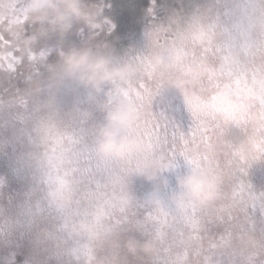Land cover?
<instances>
[{
  "label": "snow or ice",
  "instance_id": "6c2138e0",
  "mask_svg": "<svg viewBox=\"0 0 264 264\" xmlns=\"http://www.w3.org/2000/svg\"><path fill=\"white\" fill-rule=\"evenodd\" d=\"M96 7L103 15L98 0ZM261 11L258 0H151L148 15L155 20L159 12L168 23L156 31L152 23L146 39L175 50L172 74L157 79L143 52L128 59L140 72L104 90L106 101L121 98L143 112L130 129L144 142L142 156L128 157L121 167L101 164L85 150L84 133L53 127L46 180L52 190L76 186L85 192L96 235L151 236L163 249L156 264H264V192L253 191L248 170L239 163L235 149L243 139L229 138L234 130L244 138L251 128L249 145L264 156V44L254 38ZM16 28L23 31V45L11 39ZM112 28L106 19L101 31ZM31 34L24 0H0V113L29 122L42 113L47 63L45 49L29 40ZM196 69L202 74L198 80L180 79ZM32 81L40 82L39 91L22 95ZM0 123L10 120L0 117ZM178 158L189 167L209 165L230 174L228 213L219 221L173 197L163 202L155 195L128 202L115 198L140 160L160 172L175 169ZM250 235L255 237L250 251L232 250L233 239ZM68 264H74L71 253Z\"/></svg>",
  "mask_w": 264,
  "mask_h": 264
},
{
  "label": "clouds",
  "instance_id": "9594fccd",
  "mask_svg": "<svg viewBox=\"0 0 264 264\" xmlns=\"http://www.w3.org/2000/svg\"><path fill=\"white\" fill-rule=\"evenodd\" d=\"M258 2L264 9V0ZM24 6L32 26L29 40L39 46L52 37L63 41L74 26L102 30L106 22L96 7V0H24ZM167 23L168 19L158 20L151 30L156 31ZM254 38L264 44V11L257 18ZM11 39L25 44L21 28L14 30ZM175 54L168 44L151 41H147L144 51L157 79H166L172 74ZM140 70L139 65L128 59L118 60L106 47L69 43L58 49L44 66L46 96L41 115L29 122L22 115L10 118L6 111L0 113L5 121L10 120L9 130L18 144L17 166L30 177L27 190L15 203L0 184V250H10L8 257L12 264L17 253L23 255L21 264H68L70 253L74 264H153L160 252L156 239L130 232H118L111 237L96 235V216L85 195L76 186L52 190L46 180L53 127H75L84 133L85 150L101 164L121 167L128 157L144 154V142L130 131L143 112L134 110L124 99L108 102L104 98L107 86L124 82ZM201 75L196 69L180 79L192 82ZM40 87V82L32 81L22 95L30 96ZM61 95L71 98L67 109L57 103ZM254 134L250 128L235 149L239 163L247 170L264 160L249 145ZM136 173L146 181L159 180L160 188L168 183L158 176L156 167L144 160L139 161ZM230 180V174H222L209 165L189 167L176 177L177 191L173 198L189 201L196 213L219 221L228 213L225 186ZM115 198L130 201L127 181L119 184Z\"/></svg>",
  "mask_w": 264,
  "mask_h": 264
},
{
  "label": "rangeland",
  "instance_id": "374dc122",
  "mask_svg": "<svg viewBox=\"0 0 264 264\" xmlns=\"http://www.w3.org/2000/svg\"><path fill=\"white\" fill-rule=\"evenodd\" d=\"M103 6V17H105L112 25L111 32H104L96 29H89L86 26H74L63 41L52 37L46 43L41 45L47 54V61H50L57 50L66 47L69 43L77 46L90 43L97 46H103L110 49L118 60L129 59L130 57L143 53L146 50L147 39L146 32L151 24L163 19V15L156 12L155 20L149 16L147 9L151 4V0H98ZM58 105L67 109L71 106V98L66 95L57 97ZM234 142L243 139L242 133L233 131L229 137ZM18 144L15 137L9 130L7 123H0V184L3 186L4 192L9 199L15 203L22 198L23 192L27 190L30 177L21 168L17 166ZM186 170L185 163L182 159L177 160L175 169L160 171L158 176L168 181L167 185L158 187L159 180L146 181L142 176L133 173L128 178L129 194L132 199H149L152 196L159 197L162 202L170 200L177 191L175 186L176 177L182 175ZM253 191L264 192V160L254 163L247 172L246 177ZM78 189L79 193L85 195L82 189ZM258 236V234H257ZM255 238L251 235L245 239H233L231 248L237 254L249 248V240ZM160 252L155 257L153 264L163 253V249L159 244ZM206 247V244H205ZM9 249L0 250V264H7ZM23 260L22 254H15L14 264H21Z\"/></svg>",
  "mask_w": 264,
  "mask_h": 264
},
{
  "label": "trees",
  "instance_id": "16d2710c",
  "mask_svg": "<svg viewBox=\"0 0 264 264\" xmlns=\"http://www.w3.org/2000/svg\"><path fill=\"white\" fill-rule=\"evenodd\" d=\"M55 56V55H54ZM189 169V166L186 164V170H188Z\"/></svg>",
  "mask_w": 264,
  "mask_h": 264
},
{
  "label": "flooded vegetation",
  "instance_id": "af4514ba",
  "mask_svg": "<svg viewBox=\"0 0 264 264\" xmlns=\"http://www.w3.org/2000/svg\"><path fill=\"white\" fill-rule=\"evenodd\" d=\"M185 166H186V164H185Z\"/></svg>",
  "mask_w": 264,
  "mask_h": 264
}]
</instances>
